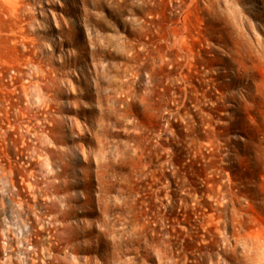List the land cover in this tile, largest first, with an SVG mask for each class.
<instances>
[{"label":"rangeland","instance_id":"374dc122","mask_svg":"<svg viewBox=\"0 0 264 264\" xmlns=\"http://www.w3.org/2000/svg\"><path fill=\"white\" fill-rule=\"evenodd\" d=\"M0 130V264H264V0H0Z\"/></svg>","mask_w":264,"mask_h":264},{"label":"bare ground","instance_id":"6f19581e","mask_svg":"<svg viewBox=\"0 0 264 264\" xmlns=\"http://www.w3.org/2000/svg\"><path fill=\"white\" fill-rule=\"evenodd\" d=\"M75 61V60H74ZM65 62H63L60 66H65ZM44 84H46V83H44ZM43 84V85H44ZM31 86H32V84H30ZM29 85V86H30ZM35 85V86H34ZM33 86H34V88L37 90V88L39 89H41L42 87V85H39L38 84V82H36V83H34L33 84ZM44 87V86H43ZM48 87V86H47ZM46 86H45V88H47ZM23 88V87H22ZM27 89H28V86L26 87ZM45 88H42V90H44ZM23 90V89H22ZM35 90V91H36ZM26 89L24 88V92L26 93ZM40 91V90H39ZM28 94V93H27ZM26 110H27V108H26ZM29 110V109H28ZM27 112V111H26ZM25 113V112H24ZM24 113H22V115H23V117L25 116V114ZM29 113V112H28ZM33 118H34V116H32ZM29 121V120H28ZM10 125V124H9ZM31 127V126H30ZM27 128V130H29V127H26ZM32 128V127H31ZM35 129V128H34ZM31 130H33V129H31ZM1 131V130H0ZM6 134V132L5 131H1L0 132V137H1V139H2V136H4ZM5 137H6V135H5ZM4 139V138H3ZM63 167H65V166H63ZM67 167V166H66ZM0 168H1V166H0ZM66 170V169H65ZM61 172H63V170L61 171ZM64 173V172H63ZM55 176H59V174L58 173H56L55 172ZM1 177V176H0ZM2 177H4L3 175H2ZM1 177V178H2ZM2 179H5V178H2ZM57 179V178H56ZM0 182H1V179H0ZM6 182V181H5ZM7 183V182H6ZM8 183H9V181H8ZM40 183V182H39ZM52 184V183H51ZM30 185V184H29ZM11 186H12V188L13 189H15V185H14V183H13V181H11ZM63 187H65V185L63 186ZM30 188V187H29ZM34 188V187H33ZM39 189V188H38ZM29 190H31V188L29 189ZM33 193V192H32ZM41 193V192H40ZM11 194V193H10ZM30 195H32V194H30ZM33 196H35V194L33 195ZM44 197V196H43ZM35 198V197H34ZM63 200V199H62ZM65 200V199H64ZM35 201V200H34ZM24 203V202H23ZM35 203V202H34ZM36 204V203H35ZM26 205V204H25ZM24 204H22V201H21V203L20 202H17V200H16V202H14V200H11V202H10V207H9V213H5L4 215L5 216H3L2 218H3V220L5 221V220H9V222H15V223H17V222H19V223H22V224H24L23 223V220L21 219V214L22 213H24V211H25V209H26V206H25ZM27 206H28V204H27ZM37 208H38V206H37ZM27 209H29V208H27ZM65 213V212H64ZM3 215V214H2ZM24 216V215H23ZM27 219V218H26ZM25 221V220H24ZM27 222V221H26ZM4 223H6V222H4ZM10 224V223H9ZM11 225V224H10ZM18 225H20V224H18ZM23 226V225H22ZM17 227V226H16ZM24 227V226H23ZM62 227H64V226H62ZM10 228L11 227H8V226H5L3 229H1L2 230V236L4 237V239L5 240H7V242H6V244H7V248H8V250L9 251H11L12 253H13V255H14V253L16 252V250H17V245H21V244H23L24 245V243H26L28 246H30L31 247V249L33 248V246H32V243H31V238H29V232H28V230H27V232H23V233H21V237L20 236H18L19 235V232H18V234H15L14 233V230L13 229H15V228H13V229H11L10 230ZM20 228V227H19ZM58 228V227H57ZM62 229H64V228H62ZM66 229H67V227H66ZM70 229V228H69ZM0 230V231H1ZM18 230H20V231H22L21 229H18ZM54 230V229H53ZM55 231V230H54ZM11 233L13 234L12 235V237L11 238H9V235H11ZM50 233V232H49ZM63 234H64V232H63ZM69 234V233H68ZM1 235V234H0ZM48 235V234H47ZM50 235V234H49ZM53 235H55V234H53ZM65 235V234H64ZM16 236V237H15ZM17 236L18 237H20L22 240L21 241H16V240H14V239H17ZM61 236H62V233H61ZM67 236V235H66ZM15 237V238H14ZM65 237V236H64ZM2 238V237H1ZM19 239V238H18ZM65 240V239H64ZM152 240V239H151ZM33 241V240H32ZM3 242H5V241H3ZM46 243V242H45ZM48 243V242H47ZM65 244H66V242H64ZM48 244H50V243H48ZM48 244H46V246L48 245ZM5 245V244H4ZM51 245V244H50ZM49 245V246H50ZM161 247H162V245H160ZM157 247V246H156ZM39 249H40V247H38ZM24 249V248H23ZM30 249V248H29ZM29 249H27V250H29ZM36 249V248H35ZM34 249V250H35ZM41 249H42V247H41ZM47 249H48V247H47ZM46 249V250H47ZM51 249H52V246H51ZM73 249V248H72ZM71 249V250H72ZM6 250V249H5ZM159 251H161V253H162V255L165 257V258H168L171 254H170V252L167 250V249H158ZM33 251V250H32ZM39 251V250H38ZM38 251H36V252H38ZM25 252V251H24ZM28 252H30V251H28ZM20 253V252H19ZM39 253H40V251H39ZM45 253V252H44ZM17 254H18V252H17ZM29 254V253H28ZM49 254V253H48ZM31 255V254H30ZM35 255V254H34ZM34 255H32V257H34ZM46 255H47V253H46ZM22 257H24L23 256V254L21 255ZM37 256H40L41 257V255H38V253H37ZM9 257H10V255L8 256V259H9ZM22 257H20L19 256V260H20V258H22ZM32 257H25L24 258V261H22L23 263L22 264H35V262H36V259H35V257L34 258H32ZM39 257V259H41ZM50 257V256H49ZM48 257V258H49ZM7 258V257H6ZM13 258V257H12ZM17 258V257H16ZM14 259H15V256H14ZM11 260V259H10ZM19 260H17V261H19ZM23 260V259H22ZM5 261V260H4ZM39 261V260H38ZM6 262V261H5ZM11 262L12 261H9L8 260V264H11ZM40 262H42V261H40ZM14 263V262H13ZM16 263V262H15ZM18 263V262H17ZM48 263V262H47ZM77 262H76V260H75V262H74V264H76ZM62 264V263H61Z\"/></svg>","mask_w":264,"mask_h":264}]
</instances>
